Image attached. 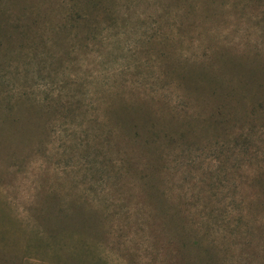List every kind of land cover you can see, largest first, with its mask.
<instances>
[{"label": "rangeland", "instance_id": "obj_1", "mask_svg": "<svg viewBox=\"0 0 264 264\" xmlns=\"http://www.w3.org/2000/svg\"><path fill=\"white\" fill-rule=\"evenodd\" d=\"M0 264H264V0H0Z\"/></svg>", "mask_w": 264, "mask_h": 264}]
</instances>
